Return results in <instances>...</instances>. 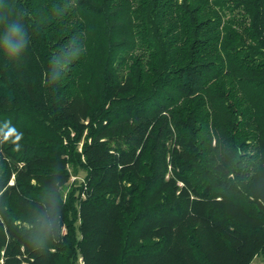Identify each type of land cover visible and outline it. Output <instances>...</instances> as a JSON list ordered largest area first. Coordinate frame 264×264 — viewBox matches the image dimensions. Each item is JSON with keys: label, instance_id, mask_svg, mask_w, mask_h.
I'll list each match as a JSON object with an SVG mask.
<instances>
[{"label": "trees", "instance_id": "1", "mask_svg": "<svg viewBox=\"0 0 264 264\" xmlns=\"http://www.w3.org/2000/svg\"><path fill=\"white\" fill-rule=\"evenodd\" d=\"M255 258L264 0H0V264Z\"/></svg>", "mask_w": 264, "mask_h": 264}, {"label": "clouds", "instance_id": "2", "mask_svg": "<svg viewBox=\"0 0 264 264\" xmlns=\"http://www.w3.org/2000/svg\"><path fill=\"white\" fill-rule=\"evenodd\" d=\"M12 32H13V33L19 32V28H18L17 26H14V27L12 28ZM6 43H8V46H9V48H10V50H11V52H12L13 54H16V53L19 51V46H17V45H13L10 41H8V42H6Z\"/></svg>", "mask_w": 264, "mask_h": 264}, {"label": "rangeland", "instance_id": "3", "mask_svg": "<svg viewBox=\"0 0 264 264\" xmlns=\"http://www.w3.org/2000/svg\"><path fill=\"white\" fill-rule=\"evenodd\" d=\"M79 262H80V264H83V262H82L81 260H80ZM23 264H25V263H23ZM251 264H264V263H262L261 258H255V259L252 261Z\"/></svg>", "mask_w": 264, "mask_h": 264}, {"label": "built area", "instance_id": "4", "mask_svg": "<svg viewBox=\"0 0 264 264\" xmlns=\"http://www.w3.org/2000/svg\"><path fill=\"white\" fill-rule=\"evenodd\" d=\"M75 179H76V178L73 177V178H72V181H74Z\"/></svg>", "mask_w": 264, "mask_h": 264}]
</instances>
